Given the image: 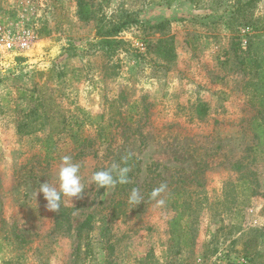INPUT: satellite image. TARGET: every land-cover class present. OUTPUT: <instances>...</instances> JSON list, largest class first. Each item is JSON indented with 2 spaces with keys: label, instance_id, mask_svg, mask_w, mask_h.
Returning a JSON list of instances; mask_svg holds the SVG:
<instances>
[{
  "label": "rangeland",
  "instance_id": "1",
  "mask_svg": "<svg viewBox=\"0 0 264 264\" xmlns=\"http://www.w3.org/2000/svg\"><path fill=\"white\" fill-rule=\"evenodd\" d=\"M0 264H264V0H0Z\"/></svg>",
  "mask_w": 264,
  "mask_h": 264
},
{
  "label": "clouds",
  "instance_id": "2",
  "mask_svg": "<svg viewBox=\"0 0 264 264\" xmlns=\"http://www.w3.org/2000/svg\"><path fill=\"white\" fill-rule=\"evenodd\" d=\"M80 164L74 162L71 156H62L59 162L58 175L56 183L49 181L39 184L35 190V197L42 194L47 202L46 207L52 212H58L62 205L63 198H80L84 192V185L80 176ZM131 169L127 166L112 163L109 168L95 171L91 176V181L100 189L115 187L117 184H127L129 182V172ZM167 185L162 183L152 189L149 193V199L155 201V205L160 207L165 204L162 194L165 193ZM128 203L131 205H140L143 203V196L138 188H132L128 197Z\"/></svg>",
  "mask_w": 264,
  "mask_h": 264
},
{
  "label": "trees",
  "instance_id": "3",
  "mask_svg": "<svg viewBox=\"0 0 264 264\" xmlns=\"http://www.w3.org/2000/svg\"><path fill=\"white\" fill-rule=\"evenodd\" d=\"M79 8H80V14L82 16V19L84 20H95L96 18V11H94L92 8L93 6L90 5L89 3H86L84 1H80L79 3ZM114 30H117V28L115 27ZM105 33H102V35H104ZM92 220L93 217L92 216H88V218L86 219V221L81 225L79 232H82L83 230L87 229V230H91L92 229ZM176 222H178V219H175L171 222V227L174 229L175 228V224ZM22 242H25L24 239H22Z\"/></svg>",
  "mask_w": 264,
  "mask_h": 264
}]
</instances>
